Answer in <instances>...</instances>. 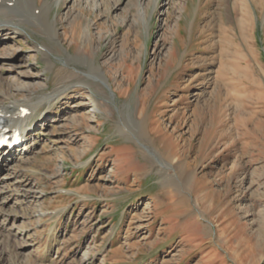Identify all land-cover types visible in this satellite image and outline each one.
I'll return each mask as SVG.
<instances>
[{
	"label": "rangeland",
	"instance_id": "1",
	"mask_svg": "<svg viewBox=\"0 0 264 264\" xmlns=\"http://www.w3.org/2000/svg\"><path fill=\"white\" fill-rule=\"evenodd\" d=\"M14 1L0 105L42 103L0 168V264H264V0H32L56 35ZM151 117L206 140L184 193L147 167Z\"/></svg>",
	"mask_w": 264,
	"mask_h": 264
},
{
	"label": "bare ground",
	"instance_id": "2",
	"mask_svg": "<svg viewBox=\"0 0 264 264\" xmlns=\"http://www.w3.org/2000/svg\"><path fill=\"white\" fill-rule=\"evenodd\" d=\"M11 2L12 4H14L15 1L0 0V32L4 31V28L6 26H15L14 28H16L17 26L20 27L22 22L25 21L23 19H17L18 21H16L14 17L6 16L5 10L3 9H5ZM51 4L52 3L45 2L43 5L40 6V4H35L31 0L28 5V10L30 11L31 16L36 17V9H40V18H42V20L44 21L47 30L51 34L56 35V23L55 21L49 19L50 9L52 8ZM242 5L245 11L248 10L247 0H242ZM90 72L100 76L102 80L104 79L101 69L97 66L93 65L90 68ZM63 90L58 91L57 95ZM6 92H8V90H6ZM8 94L9 96H11V90L8 92ZM50 97L51 96L49 95L45 97L46 99L43 98V101L49 100ZM41 101L42 99L35 102L30 100L20 102V100H16L14 102H11L10 104H6L3 101V105H0V121L4 124V126H2L1 128V131L7 132L8 130V132H14L16 130H19L23 134L26 133V137L29 138L34 117L36 115L37 110L41 106ZM93 106H95V108L98 110L101 109L100 102L98 100L94 102ZM24 110H28L29 112L25 113ZM144 123L139 124L138 137L142 142H145L144 144H147L146 146L150 149V153L157 156V158L159 159L155 160L153 156H149L151 154H146V161L149 163V165L147 164V167L152 168L153 170L158 169V172L162 174L164 180L167 183L169 182L175 187L181 189V191L184 193L185 191H187L188 185L191 184V176L193 172H190V170H194V164H198L201 161L200 157L202 156V150L206 140H203L202 143H200L198 146H194L191 144V141L184 142V135L182 133L178 134L177 137L174 136L173 133H171L168 138L164 141L161 139V135L158 134L159 130H164V128L161 127V123L158 119L154 117H151L149 119L147 118V122L145 121ZM181 125L182 123H178L174 129L177 131L181 130ZM124 126L121 125L120 128L123 129L122 127ZM28 144L29 143L8 150H0V168L4 169L7 163H9L10 161H21V159H25L26 153L29 150ZM192 151L194 153H197L195 160H189ZM167 171L171 172V174H169ZM162 194V196L166 198L164 193ZM6 197L0 192V230L4 229L5 225L9 221V217L6 216L4 212H2L4 204L7 202ZM170 199L172 200V198Z\"/></svg>",
	"mask_w": 264,
	"mask_h": 264
}]
</instances>
